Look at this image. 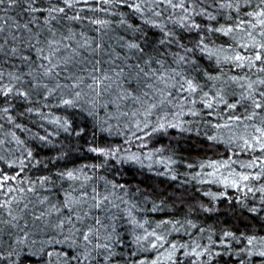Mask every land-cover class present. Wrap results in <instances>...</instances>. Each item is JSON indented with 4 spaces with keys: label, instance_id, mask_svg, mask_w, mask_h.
Wrapping results in <instances>:
<instances>
[{
    "label": "snow or ice",
    "instance_id": "obj_1",
    "mask_svg": "<svg viewBox=\"0 0 264 264\" xmlns=\"http://www.w3.org/2000/svg\"><path fill=\"white\" fill-rule=\"evenodd\" d=\"M0 264H264V0H0Z\"/></svg>",
    "mask_w": 264,
    "mask_h": 264
}]
</instances>
